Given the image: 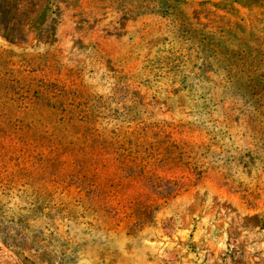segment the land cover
I'll return each instance as SVG.
<instances>
[{"label": "rangeland", "instance_id": "rangeland-1", "mask_svg": "<svg viewBox=\"0 0 264 264\" xmlns=\"http://www.w3.org/2000/svg\"><path fill=\"white\" fill-rule=\"evenodd\" d=\"M20 3L0 264H264V0Z\"/></svg>", "mask_w": 264, "mask_h": 264}, {"label": "trees", "instance_id": "trees-1", "mask_svg": "<svg viewBox=\"0 0 264 264\" xmlns=\"http://www.w3.org/2000/svg\"><path fill=\"white\" fill-rule=\"evenodd\" d=\"M20 1L21 0H16L15 9H18V8H20V6H22ZM5 13L6 12L4 10V7H2V5H1V10H0V31L2 33V36L5 39L10 41V40H13L20 33L19 25L21 23V18H18L16 20V22L13 23V25H10L9 22H7V20H6L5 16H4Z\"/></svg>", "mask_w": 264, "mask_h": 264}]
</instances>
